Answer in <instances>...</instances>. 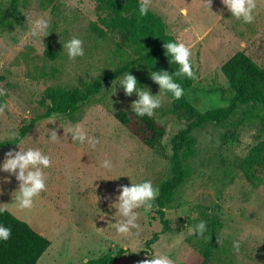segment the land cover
I'll return each instance as SVG.
<instances>
[{
    "label": "rangeland",
    "instance_id": "1",
    "mask_svg": "<svg viewBox=\"0 0 264 264\" xmlns=\"http://www.w3.org/2000/svg\"><path fill=\"white\" fill-rule=\"evenodd\" d=\"M7 1L0 0V16ZM256 4L253 22L243 23L231 16L221 0H211L209 8L206 0H151L149 11L161 17L166 33L190 48L195 75L182 97L197 111L229 104L233 91L220 67L235 53L243 52L264 68V0ZM18 8L15 18L0 25V87L7 89V107L0 112V143L13 142L17 137L13 139L12 133L19 135L42 112L39 102L46 88L82 89L134 58L120 45L117 32L98 24L104 12L95 0H22ZM41 16L49 19L50 32L42 38L29 36L27 26ZM72 36L82 39L85 50L75 61L63 48ZM48 49L54 50L55 57L46 54ZM130 74L139 87L160 95L159 86L145 71ZM112 86L70 116L36 121L18 145L0 148V161L5 152L19 146L40 148L52 159L44 169L46 188L31 208L18 207V182L0 173V209L50 241L37 264H84L117 249L126 253L113 264H140L160 252L168 253L176 264H201L211 231L210 221L200 214L203 211L216 224L207 264H264V127L239 123L244 107L229 121L205 123L190 132L186 178L163 209L169 229L164 230L157 212L158 193L151 209H136L139 229L130 235L115 231V222L123 219L114 208L118 186L151 180L159 190L171 175L172 139L194 119L161 95V105L152 116L164 126L165 134L159 146L147 147L114 117L118 110H131L136 93L126 96L116 86L112 94ZM77 124L99 139L95 148L71 140L67 129ZM53 128L56 141L49 140ZM254 149L260 151L263 167L252 168L253 179H249L241 164ZM105 159L111 162L110 169L101 167ZM201 219L207 223L205 236L186 235L185 226ZM234 240L240 241L239 253L233 251Z\"/></svg>",
    "mask_w": 264,
    "mask_h": 264
},
{
    "label": "trees",
    "instance_id": "2",
    "mask_svg": "<svg viewBox=\"0 0 264 264\" xmlns=\"http://www.w3.org/2000/svg\"><path fill=\"white\" fill-rule=\"evenodd\" d=\"M21 1L8 0L5 3L3 14L0 16V25L19 14L18 7ZM95 1L104 12L98 17V24L105 30L117 32L120 45L133 52L134 58L104 74L101 78L91 81L82 89L46 88L39 102L42 112L32 120L30 125L53 115L70 116L81 104L89 102L93 97L102 93L109 84L122 77L127 71L131 73L143 70L150 75L151 71L163 70L171 74L178 69V65L172 63L171 58L165 54L164 43L175 40V38L166 33V25L161 17L150 11L140 16L138 12L140 0ZM46 54L51 58L56 55L54 50L50 49ZM163 64L166 65V69ZM220 71L233 91V97L225 107L201 113L182 96L179 99H173L171 94H164L173 104L185 110L194 119L187 128L179 131L172 139L171 175L159 186L157 212L164 230L169 229V224L164 219L163 209L169 203L172 193L178 189L187 175L184 159L190 142L193 141L189 135L192 129L205 123L219 124L229 121L236 116L240 107L246 110L242 112L239 123H259L264 127V68L257 66L243 52H237L221 65ZM174 79L181 84L182 88L190 86L193 81V78L184 76L174 77ZM0 103H5L4 96L0 97ZM114 117L147 147L155 148L160 145L165 128L153 116L138 117L132 110H118L114 113ZM30 125L23 128L13 142L0 143V148L20 141L26 135ZM230 135L232 138L235 136L232 133ZM228 138L224 136V139ZM256 167H263V160L258 149H254L241 164L243 173L249 179H253L251 169ZM0 210H2L0 211V223L11 228L9 239L0 241V264H37L50 246V241L8 210L4 208ZM200 214L203 219L206 217L210 221V240L204 248L201 262V264H207L210 262V253L215 241L216 224L207 211L200 212ZM124 253H126L124 249H117L114 252L108 250L98 258L87 260L86 264H113Z\"/></svg>",
    "mask_w": 264,
    "mask_h": 264
},
{
    "label": "clouds",
    "instance_id": "3",
    "mask_svg": "<svg viewBox=\"0 0 264 264\" xmlns=\"http://www.w3.org/2000/svg\"><path fill=\"white\" fill-rule=\"evenodd\" d=\"M150 2L151 0H140L138 5L140 16L148 13ZM210 2L211 0H206L208 8ZM221 2L231 13L232 17L241 20L243 23L253 22L254 10L257 7L256 0H221ZM27 32L32 37L42 38L46 36L50 32L49 19L41 16L32 20L30 25L27 26ZM163 47L165 54L171 58L172 63L178 65V69L171 74L163 70L150 72L152 81L159 86L160 95H153L147 88L139 87L136 77L130 74L129 71L125 72L122 78L115 81V83L112 82V94L116 92V86H120L126 96L136 93L137 99L131 103V110L138 117H151L161 105V95L171 94L173 99H179L184 94V89L174 77L194 78L195 74L190 61V48L184 42L178 40L165 42ZM63 48L71 61H75L85 55L83 41L77 36H72L65 41ZM6 93L7 89L0 87V97L5 96ZM6 107V104L0 103V112H3ZM67 133L71 134V140L80 144H87L91 148H95L99 143L97 137L89 136L79 124L69 127ZM17 135L15 132L12 133L13 139ZM58 139L56 129L49 130V140L56 141ZM16 144L18 145V143ZM51 163V157L40 148H21L19 146V150L9 149L4 153V158L0 161V173L6 172L9 177L14 176L18 182V189L15 191V200L18 207L31 208L33 206L34 198L46 188L44 169L49 168ZM101 167L110 169L112 164L108 159H105L102 161ZM9 177H4V179L7 180ZM158 193V188L154 187L151 180H143L138 183L131 182L128 185L118 186V196L114 208L123 219L115 222V231L119 234L130 235L133 229H139L140 225L137 223L139 214L136 209L141 207L145 211L151 209ZM101 218H103V215H101ZM185 229L188 236L204 237L207 232V223L201 219L192 226L186 225ZM10 236L11 228L0 223V241H6ZM232 248L234 252L239 253L240 241L234 240ZM140 264H176V262L168 253L160 252L156 255L151 254L150 259H145Z\"/></svg>",
    "mask_w": 264,
    "mask_h": 264
}]
</instances>
